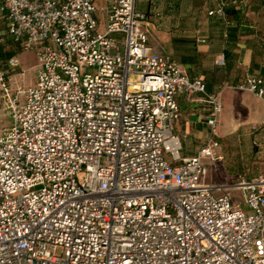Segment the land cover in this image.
Segmentation results:
<instances>
[{
	"label": "built area",
	"instance_id": "1",
	"mask_svg": "<svg viewBox=\"0 0 264 264\" xmlns=\"http://www.w3.org/2000/svg\"><path fill=\"white\" fill-rule=\"evenodd\" d=\"M134 1L112 0L98 28L95 0H0L37 61L14 87L17 59L0 65V264H264V175L205 179L204 159L221 157L219 92L151 49ZM215 1L206 13L222 15ZM236 86L264 99V62ZM187 92L207 104V134L180 156Z\"/></svg>",
	"mask_w": 264,
	"mask_h": 264
},
{
	"label": "crops",
	"instance_id": "2",
	"mask_svg": "<svg viewBox=\"0 0 264 264\" xmlns=\"http://www.w3.org/2000/svg\"><path fill=\"white\" fill-rule=\"evenodd\" d=\"M111 1L95 0L100 28ZM222 1V15L206 13L216 5L215 0L134 1L135 7L146 13L140 26L147 29L151 49L169 55L189 76L201 77L205 91L219 92L221 109L216 136L221 157L204 159L205 164L211 163L205 175L210 182L264 175V99L236 86L246 73H259L264 62V0ZM6 27L1 16L0 65L5 67L9 57L17 59L7 72L10 84L13 71L19 78L17 52L23 47L11 38ZM175 99L178 115L172 129L180 137V156H187L207 134V104L199 92L179 93ZM4 115L5 107L0 104V116ZM252 123L262 127L250 133ZM253 135L261 141L259 145H251ZM214 171L222 180H213Z\"/></svg>",
	"mask_w": 264,
	"mask_h": 264
},
{
	"label": "rangeland",
	"instance_id": "3",
	"mask_svg": "<svg viewBox=\"0 0 264 264\" xmlns=\"http://www.w3.org/2000/svg\"><path fill=\"white\" fill-rule=\"evenodd\" d=\"M98 28H100L98 24ZM17 57L19 58V69L23 71L22 75V82L23 84H32L34 82L35 78V69H36V57L34 55V51L32 48H22L17 52ZM13 77L11 78V83L12 87L15 86L16 81H19V78L17 79V76H15V72L13 71ZM10 83V84H11ZM10 121V118L8 115L0 116V125L2 124H8ZM213 163H216L219 165V162L215 161ZM211 163L206 164L208 170L210 167ZM209 174V173H208ZM257 176V175H254ZM253 177V176H252ZM250 178V176H248ZM213 180L219 181L222 180L221 176H219L215 171L213 174ZM233 198L236 199L235 197V191L232 192Z\"/></svg>",
	"mask_w": 264,
	"mask_h": 264
},
{
	"label": "trees",
	"instance_id": "4",
	"mask_svg": "<svg viewBox=\"0 0 264 264\" xmlns=\"http://www.w3.org/2000/svg\"><path fill=\"white\" fill-rule=\"evenodd\" d=\"M252 145V144H251Z\"/></svg>",
	"mask_w": 264,
	"mask_h": 264
}]
</instances>
